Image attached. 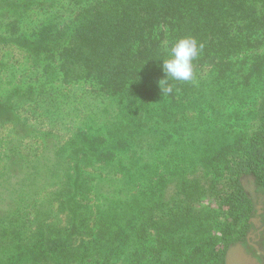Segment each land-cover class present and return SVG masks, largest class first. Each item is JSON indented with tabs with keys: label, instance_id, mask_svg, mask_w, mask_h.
<instances>
[{
	"label": "trees",
	"instance_id": "trees-1",
	"mask_svg": "<svg viewBox=\"0 0 264 264\" xmlns=\"http://www.w3.org/2000/svg\"><path fill=\"white\" fill-rule=\"evenodd\" d=\"M71 1V19L54 17L29 38L22 36L17 20L4 42L56 62L54 72L64 86L96 82L127 103L136 128L172 141L175 121L144 122L141 103L157 105L160 95L172 103L195 100L213 114L253 103L255 92L263 91L264 97V81L255 70L264 57V0H91L83 6L86 0ZM43 4L12 0L6 8ZM186 36L203 44L193 61L194 77L170 80L173 91L163 95L161 60ZM241 77L242 83L236 81ZM2 98L0 110L9 112L14 104L4 105ZM21 120L0 121V230L9 235L0 243V264L15 258L16 264H38L45 253L65 264L74 249L90 253L73 260L76 264H156L163 249L176 252L181 264H205L216 254L212 234L220 214H239L242 230L249 231L260 213L254 193L264 190V123L215 153L200 140L201 132L195 133L196 153L189 150L177 164L171 155L162 160L121 155V173L110 174L96 168L109 158L103 153L108 147L86 148L80 157L76 149L69 157L56 154L55 138L42 142L40 134H29L34 124ZM86 178L90 184L81 191ZM48 190H55L60 201L44 196ZM204 198L222 212L202 207ZM17 237L31 244L12 255ZM216 255L221 264L231 259L226 247Z\"/></svg>",
	"mask_w": 264,
	"mask_h": 264
},
{
	"label": "rangeland",
	"instance_id": "rangeland-1",
	"mask_svg": "<svg viewBox=\"0 0 264 264\" xmlns=\"http://www.w3.org/2000/svg\"><path fill=\"white\" fill-rule=\"evenodd\" d=\"M11 1L0 0V96L3 97V101H7L3 103L4 105H14L9 112L0 110V121L3 124L13 120H20L21 123L23 122L21 119L32 122L30 124H34V129L29 134H40L42 142L55 138L56 149L54 151L56 154L63 153L64 156L68 153L69 157L71 156L70 151L76 149L75 155L80 157L82 153L86 152V148L96 150L108 147L109 149L103 153L109 154V158L100 161L96 168L110 174H119L122 168L117 162L121 155L128 158L144 156L147 159H154L155 157L160 160L171 155L177 164L182 156H188L189 150L190 154L196 153L193 149H196V140L199 138L197 135L195 136V133L201 132L200 140L203 141L209 152L215 153L227 142L239 141L243 138L244 133L249 134L264 123L262 91L261 94L255 92L257 99L253 103L229 105L227 110L231 114L230 117L227 116L228 113L225 109L220 110L221 113L213 114L202 103L195 100L189 103H172L164 100L165 98L160 95L157 105L153 101L141 103V108L146 111V116L143 115L142 119L144 117V122L156 119L167 122L175 121L176 132L173 135V142L171 140L169 142L168 136L165 134L136 128L135 118L127 103L117 100L110 93L103 92L96 82L64 86L61 77L54 72L57 71L54 69L57 66L56 62L50 60L47 62L46 56L36 59L34 54L11 45L13 44L11 42H4V38H10L12 32L15 31L14 22L17 20L20 33L29 38L34 36L39 27L52 21L54 17L66 21L68 18L71 19L74 13L72 1L37 0L46 3V5H26L21 11L6 8ZM87 2L91 3L92 1L86 0L81 5H85ZM263 59L264 57L255 67V70L258 71L257 78L261 81H264ZM241 78L236 81L242 83L244 78ZM121 96L123 97V95ZM158 105L162 106L159 111H157ZM3 138L2 131L0 139L3 140ZM25 143L32 145L33 141ZM172 143L175 144L174 151ZM170 145L172 152L167 150ZM83 155L85 154L81 156ZM57 162L59 165L61 164V160L57 159ZM162 165V163L157 164L158 168H162ZM70 182L69 177L68 183ZM89 184L90 180L86 178L81 191H84ZM65 186L69 187V184H65ZM54 192L55 190H48L44 196L49 195L52 200L60 201L59 198H55ZM254 195L256 198L255 208L260 213L253 219L254 223L250 232L242 230L244 221H240L239 214L225 210L223 214L219 215L212 234L216 245V254L222 247H226L228 250L229 247L235 246L237 243L244 244L239 248V251L246 257L253 258V244L258 246L260 250L257 249L264 254V248L261 247L264 246V190L258 189ZM201 206L217 210L218 213L222 212V208L219 209V205L209 198H204ZM248 236L251 237L249 240H247ZM27 237L30 236L27 235ZM8 239L9 235L0 230V243L8 241ZM30 244L17 237L11 246V254L27 250ZM35 251L37 250L33 249V252ZM247 251L249 252L247 253ZM88 254L90 253L74 249L67 255V260L64 263L76 264L73 260ZM216 254L210 256V261L205 264H221V256ZM155 257L156 264H181L177 261L180 256L176 255V252L170 253L166 249L159 251ZM17 260V258L8 259L5 264H16ZM38 261V264H62L61 260L52 258L49 253L43 254Z\"/></svg>",
	"mask_w": 264,
	"mask_h": 264
},
{
	"label": "clouds",
	"instance_id": "clouds-1",
	"mask_svg": "<svg viewBox=\"0 0 264 264\" xmlns=\"http://www.w3.org/2000/svg\"><path fill=\"white\" fill-rule=\"evenodd\" d=\"M203 49V44L190 36L177 39L167 49V58L162 59V71L164 79L159 81L162 94H170L173 91L169 81L188 82L194 77L193 61Z\"/></svg>",
	"mask_w": 264,
	"mask_h": 264
},
{
	"label": "flooded vegetation",
	"instance_id": "flooded-vegetation-1",
	"mask_svg": "<svg viewBox=\"0 0 264 264\" xmlns=\"http://www.w3.org/2000/svg\"><path fill=\"white\" fill-rule=\"evenodd\" d=\"M242 245H244V244L243 243H240V244L237 243V245L229 247L228 255L231 256L230 257L231 259H230V261H226L225 264H264V254H262V252L259 251L260 249L258 246H255L254 244H253L254 246L252 245L254 253H253V258H250L248 256L246 257L243 254H240L237 251V249L239 247H242ZM261 247L264 248V246H261ZM244 248L246 249L247 247H244ZM248 252L249 251H247V253ZM255 258H259L261 260V262H258L257 260H255Z\"/></svg>",
	"mask_w": 264,
	"mask_h": 264
},
{
	"label": "crops",
	"instance_id": "crops-1",
	"mask_svg": "<svg viewBox=\"0 0 264 264\" xmlns=\"http://www.w3.org/2000/svg\"><path fill=\"white\" fill-rule=\"evenodd\" d=\"M240 248V247H239ZM239 248L237 249V251L240 253ZM241 254V253H240ZM255 260H257L258 262H261V260L259 258H255Z\"/></svg>",
	"mask_w": 264,
	"mask_h": 264
}]
</instances>
